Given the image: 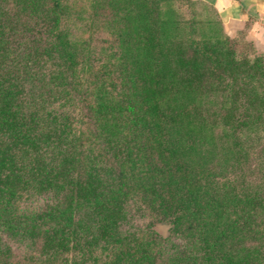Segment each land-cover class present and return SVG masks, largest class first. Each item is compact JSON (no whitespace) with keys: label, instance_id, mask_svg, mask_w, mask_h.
Masks as SVG:
<instances>
[{"label":"trees","instance_id":"16d2710c","mask_svg":"<svg viewBox=\"0 0 264 264\" xmlns=\"http://www.w3.org/2000/svg\"><path fill=\"white\" fill-rule=\"evenodd\" d=\"M174 1L94 0L104 54L64 0H0V264H264V189L217 175L206 143L264 128V56ZM138 211L182 244L136 229ZM7 240L28 251L12 262Z\"/></svg>","mask_w":264,"mask_h":264},{"label":"rangeland","instance_id":"374dc122","mask_svg":"<svg viewBox=\"0 0 264 264\" xmlns=\"http://www.w3.org/2000/svg\"><path fill=\"white\" fill-rule=\"evenodd\" d=\"M94 0H64L63 4H65L66 9H72L75 13L80 12V20L76 21V25L82 27H89L92 24L95 25L83 35L85 38L90 39L91 48L97 53H102L105 51L107 54L114 53L116 51L115 42L113 38L106 32L104 29V13L102 11H98V15L94 14ZM100 1V0H99ZM98 9H109L107 6H97ZM175 12V17L178 21H182L185 23L186 21L195 20L186 13V9H189L187 6L186 0H175L172 8ZM196 14V21L199 22L204 18H201L200 9L203 7L198 6L195 8H191ZM177 12V13H176ZM95 20L91 23V20ZM186 26V25H185ZM182 26V30L179 32L180 38H186V34L188 33V29ZM214 29V33L220 36V26L218 27L212 26ZM196 32L194 33V37L196 39H203V35H207L208 29L205 25H199L196 27ZM224 32V31H223ZM81 34V33H80ZM210 34V33H208ZM237 39L242 38V35L236 37ZM235 39V38H234ZM242 46V45H241ZM256 50V49H255ZM258 52V55L264 56V52ZM238 53L240 56H251L253 55V50L248 49L246 47L240 48L238 47ZM104 56V55H103ZM105 59V56H104ZM113 59V58H112ZM110 59V60H112ZM104 62L105 60H99ZM114 61V60H112ZM101 63L96 62L95 66L98 67ZM214 97H196L197 104H202L204 108L206 107H219L220 98H217L216 102H212ZM217 103V104H216ZM216 104V105H215ZM201 105V106H202ZM82 107L80 104L79 107ZM83 120V128L89 129L92 128V121L88 117H85ZM213 130V133L210 131L206 133L208 136V140L206 143L211 147L212 152V162L210 164L211 169L216 172L217 175H225L227 178L237 182L239 187L245 184L247 187L253 186L254 189H264V128H254L252 130H245L240 133L238 138V143L236 144V140L234 137H230L224 134L221 130L222 128L217 127ZM237 145V146H236ZM238 147V149H237ZM236 149V150H235ZM237 153V154H236ZM239 157V160L235 159ZM133 224L136 229L146 230L149 228L154 232H156L162 239L171 238L173 243H165L168 246L169 251L172 250L173 247L182 244V241L176 240L174 235L171 234V223L167 219L157 220L152 214L149 212L138 211L133 214ZM8 245L12 250L11 261L19 260L27 250L25 245L17 243L12 240H7Z\"/></svg>","mask_w":264,"mask_h":264},{"label":"crops","instance_id":"0c3cea01","mask_svg":"<svg viewBox=\"0 0 264 264\" xmlns=\"http://www.w3.org/2000/svg\"><path fill=\"white\" fill-rule=\"evenodd\" d=\"M212 7L224 33L230 38L242 35L255 49L264 52V0H192Z\"/></svg>","mask_w":264,"mask_h":264}]
</instances>
